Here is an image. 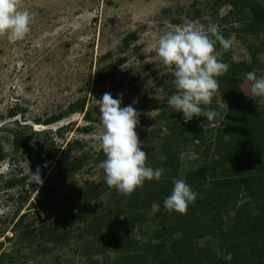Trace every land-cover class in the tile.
<instances>
[{
    "label": "rangeland",
    "instance_id": "rangeland-1",
    "mask_svg": "<svg viewBox=\"0 0 264 264\" xmlns=\"http://www.w3.org/2000/svg\"><path fill=\"white\" fill-rule=\"evenodd\" d=\"M19 3L22 10L32 15L30 33L23 40L0 35V149L4 155V161L0 162V244L5 256L0 255V264H110L116 254L93 255L91 245L95 238L85 236V232L91 228L93 233L97 231L99 220L115 201L114 189L101 193L99 198L89 197L83 202L75 199L86 183L97 184L104 177L101 163H97L102 149L97 139L101 114L96 101L105 93H111L113 98L121 95V107L132 105L140 114L135 129L139 140L141 134L154 130H161L162 135L163 119L182 114L167 103L176 89L171 70L161 63L153 48L160 35L182 26L186 20L209 33L218 30L232 42L230 49L221 52L235 64L250 65L249 72L255 71L257 77H264V35L248 33L253 29L251 22L226 18L227 6L212 10L215 0H19ZM258 3L264 9V0ZM261 27L264 29V23ZM131 36L133 39L128 40ZM127 40L129 44L125 46ZM253 52L257 53L254 64ZM120 59H125L122 65L117 64ZM103 68L114 69L115 79L96 85L94 76ZM238 79L241 82L230 89L231 94L239 104L254 105L259 98L252 96L246 73H240ZM80 102L85 103L84 112L66 116L68 108ZM234 105L222 104L218 99L211 105L217 113L213 121H205L204 117L184 120V125L192 127L190 135L196 144L203 140V145L181 154L178 179L184 180L187 173L197 170L203 162L217 158L213 155L217 144L215 129L228 123L225 115ZM10 111L16 113L14 118H8ZM60 116L59 122L47 125L49 120ZM16 137L18 142H14ZM76 141L78 146L73 145ZM155 141L150 146L143 144L142 150L156 152L159 141L157 138ZM81 157H84L82 167L69 169ZM38 167L42 186L32 184L29 179L30 171L35 172ZM10 179L23 182L6 189L4 184ZM46 187L50 192L43 207L35 206L37 195ZM247 201L238 196L234 201L236 210L257 214L255 206L247 205ZM23 215L24 223L16 230L15 225ZM78 215H84L85 221ZM106 218L100 231L102 236H107L118 220ZM159 220V209L153 205L144 213V222L127 233L139 246L147 244L152 241L155 221ZM227 224L230 227L234 224V212L219 222L222 228ZM31 225L37 232L50 227L57 229L59 234L67 233L73 240L54 251L39 238H31L29 245L21 243L19 236L28 234ZM242 227L239 231L246 225ZM239 231L229 234L230 237L238 234L235 240L219 234L203 239L199 247L228 261L230 257L220 250L221 246L235 243L245 251L247 241ZM79 235L82 237L77 240ZM181 243L176 236L168 246L175 249Z\"/></svg>",
    "mask_w": 264,
    "mask_h": 264
},
{
    "label": "trees",
    "instance_id": "trees-1",
    "mask_svg": "<svg viewBox=\"0 0 264 264\" xmlns=\"http://www.w3.org/2000/svg\"><path fill=\"white\" fill-rule=\"evenodd\" d=\"M258 1L215 0L212 10L227 6L229 12L226 18L232 17L239 22H251L253 29L248 33L255 35L262 32L264 35V29L261 27L264 23V9ZM224 37L229 39L228 35ZM132 39L131 36L128 40ZM128 40L125 41V46H128ZM216 47L218 51L222 50L219 44ZM256 54V52L251 53L252 61ZM221 58L224 63L230 65V68L226 74L217 78L219 88L214 94L212 104L219 99L222 104L235 105L225 115L228 123L221 125L222 128L215 129L217 144L213 155L217 158L206 160L197 170L190 171L184 178V181L198 193L197 200L188 207L186 214L169 212L163 206L164 199L171 195L173 180L178 179L181 154L185 150L203 145V140L196 144L190 135L192 127L184 125V118L177 114L163 119L164 134L161 135V130H154L140 135V141L145 146L155 144L156 138L158 139L160 144L158 143L156 152L147 149L143 151L146 153V164L154 169L163 167L166 170L165 174L159 182L146 181L142 188L128 196L113 190L112 196L116 197L115 201L106 215L99 220L97 231L93 233L91 228L85 232V236L95 238L91 245L93 255L116 254V258L110 264H264V103H259L258 100L254 105L246 106L236 102L230 89L240 84L238 75L242 72L247 74L251 66L235 64L223 53ZM124 62L125 59H120L117 64L122 65ZM254 63L255 61L252 62ZM115 76L114 69L103 68L95 74L93 82L100 85L115 79ZM84 105V102H80L70 106L65 113L66 116L83 113ZM15 115L14 111H10L8 118H14ZM87 116L88 114L85 113L84 118ZM216 118L217 115L214 119ZM61 119V116L53 118L47 122V125L59 122ZM204 120L207 121L206 118ZM62 129L58 130L59 134ZM9 131L18 134L15 130ZM18 140L16 137L14 142ZM73 145L78 146L79 142L76 141ZM161 155L166 159L161 161L159 158ZM104 159L102 151L97 163H102ZM83 160L84 157H81L74 161L69 169H80ZM2 161L4 155L0 149V162ZM22 182L10 179L6 181L4 187L12 189ZM109 190L111 189L107 187L103 177L97 184L86 183L85 189L77 191L75 199L83 202L89 200V197L99 198L101 193ZM49 192L50 188H44L37 195L34 205L43 207ZM238 196L247 198V205H254L258 213L250 215L246 211L236 210L234 201ZM20 200L24 202L26 199ZM153 205L158 207L161 220L155 221L157 225L152 241L139 246L129 237L127 231L135 229L144 222V213ZM20 209L21 207L16 210V214ZM233 212L232 227L228 224L223 228L220 227L219 222L228 218ZM78 216L85 221L84 215ZM110 216L118 220L108 235L102 236L101 228L106 222V217ZM24 220V215L18 219L16 230L21 228ZM243 225H246V228L239 231ZM233 231H239L240 236L247 242L245 251L238 249L235 243L226 247L221 246L220 250L230 257L228 261L212 255L205 247H199V242L203 239L216 238L219 234L227 240L229 238L235 240L238 234L229 236ZM176 236L182 243L177 248L171 249L168 244L173 242ZM81 237L79 235L77 240ZM31 238L44 240L52 246L53 251L73 240L67 233L59 234L57 229L51 227L37 232L32 225L28 234L19 236V241L29 245ZM2 247L3 245L0 244V255L4 258L1 253Z\"/></svg>",
    "mask_w": 264,
    "mask_h": 264
},
{
    "label": "clouds",
    "instance_id": "clouds-1",
    "mask_svg": "<svg viewBox=\"0 0 264 264\" xmlns=\"http://www.w3.org/2000/svg\"><path fill=\"white\" fill-rule=\"evenodd\" d=\"M31 24L32 15L21 9L19 0H0V35L23 40L30 33ZM217 44L222 50H228L232 42L218 30L209 33L195 22L186 20L182 26L160 35L153 46L158 59L174 77L172 83L176 92L168 97L167 103L176 113H181L185 121L193 117L211 121L217 115L211 108L219 88L217 78L230 68L222 61ZM246 79L251 82L252 96L264 103V77H257L256 72L251 71L246 74ZM96 102L101 114V131L97 139L106 157L100 167L107 187L128 196L142 188L146 181L159 182L166 170L146 164V153L135 131L140 114L132 105L121 107V95L113 98L111 93H105ZM159 158L161 161L166 159L163 155ZM29 179L32 184L42 186L41 169L30 171ZM173 185L163 206L169 212L186 214L198 193L183 179L173 180Z\"/></svg>",
    "mask_w": 264,
    "mask_h": 264
}]
</instances>
